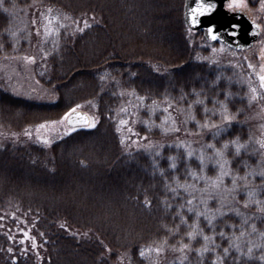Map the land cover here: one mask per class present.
Listing matches in <instances>:
<instances>
[{
	"label": "trees",
	"instance_id": "16d2710c",
	"mask_svg": "<svg viewBox=\"0 0 264 264\" xmlns=\"http://www.w3.org/2000/svg\"><path fill=\"white\" fill-rule=\"evenodd\" d=\"M259 1L249 0L250 8ZM183 6L184 0H0V57L34 52L20 32L27 12L41 9L59 21L57 34L36 50L34 67L54 101L16 97L0 86V131L59 121L77 105L96 121L50 147L26 139L0 145V264H151L157 248L164 264H264V246L236 245L243 218L204 215L192 201L200 160L173 143L124 144L121 121L140 135H164L152 128L161 123L160 106L192 110L199 121L216 120L212 115L225 108L236 120L214 142L229 145L236 175L258 163L233 147L252 140L244 122L246 76L196 57ZM16 226L30 228L38 252L14 247L9 230Z\"/></svg>",
	"mask_w": 264,
	"mask_h": 264
},
{
	"label": "rangeland",
	"instance_id": "374dc122",
	"mask_svg": "<svg viewBox=\"0 0 264 264\" xmlns=\"http://www.w3.org/2000/svg\"><path fill=\"white\" fill-rule=\"evenodd\" d=\"M230 3L232 0L227 4V10H242L260 24L261 36L252 49L239 54L222 44H208L204 37L197 36L198 32H191L190 38L195 51H198L196 57L199 60L211 65L241 69L246 76L250 112L244 122L251 129L252 140L246 144L235 142L233 147L238 153L245 151L256 155L257 165L244 176L234 174L230 160L227 159L229 145L218 147L214 142L213 136L236 120V116L225 108L212 115L216 120L207 118L199 121L192 110H184L170 103L166 107L160 106L163 112L161 123L152 125V128H161V131L165 132L162 137L140 135L128 122L123 123L122 134L124 144L128 148H154L173 143L184 148L190 159L200 160L203 165L202 171L189 188L192 192V201L204 215L232 213L243 218L245 225L238 229L236 245L241 247L243 244H248L249 250H253L264 246V175H262L264 173V87L261 86L259 79L264 75V0H260L254 8H250L249 0H237V3L229 8ZM25 16L27 18L23 20L24 25L20 32L26 40L33 43L34 52L15 57H0V86L16 97L48 103L54 101L55 95L52 89L45 88L39 83L34 72L38 55L36 50L41 51L40 45L57 34L59 21L51 13L46 14L41 9H34L31 14L27 12ZM81 27L85 28L84 25ZM27 57H34V60H29ZM253 88L256 89L255 94L252 92ZM150 124L152 123L147 122V125ZM43 125L45 127L41 128L39 125L18 134L0 131V145L12 140L26 139L50 147L54 141L70 132L64 118ZM237 145L240 146L239 150ZM221 172L224 173L223 176ZM218 177L220 180L217 186L214 182ZM250 192L251 196H249ZM9 233L14 247L21 248L20 253L26 254L34 250L38 252L37 241L32 237L30 228L16 226L11 228ZM165 258V253L159 251L152 256L151 264H164Z\"/></svg>",
	"mask_w": 264,
	"mask_h": 264
},
{
	"label": "water",
	"instance_id": "95a60500",
	"mask_svg": "<svg viewBox=\"0 0 264 264\" xmlns=\"http://www.w3.org/2000/svg\"><path fill=\"white\" fill-rule=\"evenodd\" d=\"M230 0H204L214 4L211 12L199 16V23L192 24L190 10L196 7L197 0H184L183 21L192 32L201 33L208 44H222L234 52H245L254 47L261 36V27L242 10L229 11L226 6ZM213 29L217 38L212 39ZM84 115L81 116L80 114ZM90 114L83 110H76L65 124L70 130L85 129L83 120Z\"/></svg>",
	"mask_w": 264,
	"mask_h": 264
},
{
	"label": "snow or ice",
	"instance_id": "6c2138e0",
	"mask_svg": "<svg viewBox=\"0 0 264 264\" xmlns=\"http://www.w3.org/2000/svg\"><path fill=\"white\" fill-rule=\"evenodd\" d=\"M235 3H237V0H232V3H230V4L228 5V7H229V8L233 7V5H234ZM214 7H215L214 4H211V3H205L204 0H197L196 7L190 10V13H191V22H192V24H197V23H199L198 17L204 15L206 12H211L212 9H213ZM50 22H51V21H49V23H50ZM88 26H89V25L87 24V22H85V23H84V27L86 28V27H88ZM37 31H39V30H37ZM80 31H83V29H80ZM209 32L212 33V39H216V38H217L216 33L214 32L213 29L210 28V29H209ZM27 59H29V60H34V57H27ZM250 67H251V65H250ZM259 79H260V81H261V86L264 87V75H261V76L259 77ZM252 92L255 94V93H256V89L253 88V89H252ZM253 98H255V95L253 96ZM141 99H143V98H141ZM79 107H80L79 105L76 106V108H79ZM76 108H73L69 113H67V114L65 115L64 119H65V120L69 119V117L72 116V114L76 112ZM165 111H166V109H165ZM80 115L83 116L84 114L81 113ZM83 123H84V126L89 127V128H92V127H95V123H96V121H95L93 118L85 117V119L83 120ZM121 123H122V124H123V123H126V121H121ZM40 127L43 128V127H45V125L42 124V125H40ZM239 147H240V146L237 145V150H239ZM189 155H190V154H189ZM173 167H174V165H173ZM223 175H224V173L221 172V176H223ZM262 175H264V173H262ZM219 180H220V178L218 177V178H217V181L214 182V183L217 184V186H218ZM233 183H235V180L233 181ZM251 195H252V193L250 192V193H249V196H251ZM189 203H190V202H189ZM257 203H258V202H257ZM253 229L255 230V226H254V225H253ZM205 239L207 240L208 237H205ZM147 251H151V249H148ZM155 251H156V252H159L160 249L157 248V249H155ZM249 251H251V250H249ZM225 252H227V249H225ZM141 255H142V256L144 255V252H143V251L141 252Z\"/></svg>",
	"mask_w": 264,
	"mask_h": 264
}]
</instances>
